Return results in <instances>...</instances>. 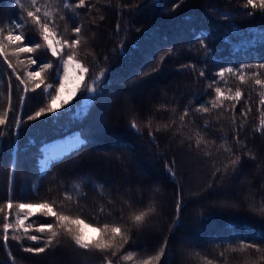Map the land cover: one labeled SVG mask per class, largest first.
<instances>
[{
	"label": "trees",
	"instance_id": "16d2710c",
	"mask_svg": "<svg viewBox=\"0 0 264 264\" xmlns=\"http://www.w3.org/2000/svg\"><path fill=\"white\" fill-rule=\"evenodd\" d=\"M45 2L40 0L41 4ZM178 2L90 0L94 5L91 11L64 9L65 19L57 20L59 36L75 39L72 29L77 24L82 26L74 59L89 72L72 102L63 108L53 107L56 113L35 121H27V115L46 106L48 98L43 89L57 72L62 74L59 60L45 49L21 54L24 64L12 57L17 73L25 78L27 72L39 67L27 64L29 56L54 64L38 78L44 84L32 91L29 82L25 94L0 56V114L9 111V129L15 128V116L21 115L24 120L18 136L0 125V132L5 133L0 137V207L9 199L14 204L56 201L61 211L79 215L85 224L94 225L97 221L127 222L129 205L143 200L144 207L154 211L141 229H132L133 239L125 246V250L136 252L137 258L154 253L167 238L170 251L166 250L160 264H264L259 253L231 251L239 242H256L264 247V133L256 131L264 89L250 79L240 84L234 77L208 87L217 64L264 63V13L245 8L246 0H184L173 11ZM248 12L253 15L244 14ZM21 15L11 0H0V28L5 32ZM19 31L32 41L40 40L31 23ZM194 37H202L207 46V63L201 40ZM121 42L128 47L127 56L121 55ZM188 64H195V70L182 67ZM204 68L206 76L199 77ZM245 71L250 77L258 70ZM259 71L264 73V69ZM97 77H101L97 94L89 96L83 85ZM216 86L225 96L229 89L233 94L237 88L243 91L244 99L235 109V123L232 112L225 111L231 108L229 101H224V109L210 114L194 111L201 104L211 107ZM185 108L190 109L189 116L181 123ZM242 110L246 116L240 114ZM53 115L59 119L53 120ZM133 121L139 132L131 128ZM74 133L87 143L57 157L47 166L50 171L42 173V146ZM197 140L202 141L199 148ZM232 153L241 157L235 170ZM17 160L18 165L13 163ZM166 165L173 166L175 179ZM216 169L220 171L214 177ZM66 192L73 201L64 200ZM101 206L104 216L99 215ZM41 211L37 209L25 223L32 224L30 234L46 237V233L34 231L42 223L52 222L51 217L40 215ZM3 223L0 214V264H103L102 254L80 249L67 237L42 253H28L23 247H42L43 242L13 240L10 229L5 247ZM221 252L225 253L223 257Z\"/></svg>",
	"mask_w": 264,
	"mask_h": 264
},
{
	"label": "snow or ice",
	"instance_id": "6c2138e0",
	"mask_svg": "<svg viewBox=\"0 0 264 264\" xmlns=\"http://www.w3.org/2000/svg\"><path fill=\"white\" fill-rule=\"evenodd\" d=\"M15 3L18 8L21 10L22 15L18 16L15 21L10 22L11 25L8 31L5 32L3 28H0V56L4 58V62L7 63L8 68L12 69V73L16 76V80L19 81L20 85H23V92L26 94L29 91L28 83L32 84V91L39 89L42 84H44L43 79H38L41 77L42 73H45L46 70L52 69L54 64L52 61L40 62L38 58L29 56L27 59V64L29 66H37L38 70H33L27 72L26 78L21 74L17 73L16 67L12 64L11 58L14 57L17 59L19 64H24L25 61L20 59L21 54L34 53L39 49H45L51 54L52 57H55L59 60V67L63 68V74L57 72L56 76L50 79V82L44 87L43 92L48 98V102L45 107L39 108L34 114L27 115V121H35L37 118H40L46 114L56 113V109L53 108L52 104L57 100L60 92L65 87V81L68 79V67L69 62L72 61L76 56V49L81 44V32L82 26L77 24L72 29L73 36L75 39H65L64 37L59 36L57 20H64L65 16L62 14L64 9L69 11L75 9H88L91 11V8L94 5H90V0H46L44 4L40 3V0H11ZM99 2V0H97ZM184 0H179L178 3L173 5V11L180 7V4ZM27 3V7H25ZM125 7H128L125 5ZM245 8H251L254 11L259 10L264 13V0H246L244 4ZM132 13L129 12V15ZM245 15L252 16L253 12L244 13ZM79 15V13H77ZM103 19V17H101ZM31 23L32 27L36 30L39 35V41H32L29 39L24 32L19 31V29L24 28L27 24ZM119 25H117V30L119 31ZM194 39L201 40V45L204 48L206 53L204 63H207L208 52L207 46L204 44L202 37H194ZM55 41V45L53 44ZM11 49V51H9ZM120 51L122 56L128 55V47L124 46L123 42L120 45ZM171 49L169 50V52ZM107 59V57H105ZM163 58L161 57V60ZM213 63L216 64V61L213 60ZM184 68H192L195 70V64L183 65ZM255 68L258 71L251 73V76H248V73L245 69ZM261 69H264V63L252 64H243L242 66H237L234 62H229L228 64H217L214 69V73L211 76L209 88H213L214 85L218 82L227 83L228 77L236 78L240 84H245L250 79L252 83L258 86L261 89H264V73ZM158 69H153L156 71ZM89 72L88 67L80 66L81 76L79 80L82 82L84 80V75ZM207 74V68L201 69L198 73L199 77H205ZM104 73H101V77ZM101 77H97L92 81L91 84H84L83 91H85L89 96L97 94V83L100 81ZM80 84H77V87L71 95L75 96L77 91H80ZM215 99L211 100V107L201 104L200 106L194 109L195 112L202 114H210L213 110L224 109V101H229L231 103L230 109H225V111H231L233 114V122L235 123V109L242 99H244V93L240 88H237L234 92L229 89V94L225 96L221 90V87L216 86L214 88ZM9 101H11V86H9ZM25 102V96H21L20 105L23 107ZM68 101H63L61 103V108L66 105ZM90 103V101H89ZM245 107L248 112L251 111V108L248 107L245 103ZM258 110L261 112L260 124L256 131L264 133V93L261 94L259 101ZM67 111V110H65ZM190 109L185 108L183 114L180 116V121L183 123L185 118L189 116ZM242 116H246L247 112L241 111ZM9 111L6 110L0 114V125L5 126V131L10 133H15L18 136V130L24 120L21 115L15 116V128L9 129L7 126ZM53 120H58L59 117L53 115L51 117ZM131 128L139 132V127L135 121L131 123ZM205 128H207V122L205 123ZM159 131V129H157ZM5 133L0 132V137H3ZM149 136H152V132H149ZM154 140V137H153ZM237 144H240L239 135L235 136ZM79 143H87V141H78ZM201 140H197L196 147L199 148ZM44 153V159L41 164V171L47 170L50 171V168L47 166L53 160H55L61 152L67 151L65 149H57L49 151L48 147L45 146L41 150ZM226 151L231 152V149H226ZM235 155V159L231 160V165L233 170L240 162V155ZM18 165V160L13 162ZM172 165H175V161L172 162ZM173 166L166 165L167 171L171 174L172 178L175 179L176 173L173 170ZM228 165H225V174H227ZM220 169H216L213 173L215 177L216 173ZM211 187V185H209ZM65 201H73V196L69 193L64 195ZM111 202V200H110ZM78 203V200H77ZM33 209H40V215L44 217H51L52 222L42 223L39 227L35 228L34 231L37 233L45 234V236H37L35 234H30L29 229L32 228V224H26L25 221L29 219L30 216L34 215ZM129 215L128 221L122 223L116 222H104L101 223L97 221L94 225L88 224L85 227H95V230L99 233V236L94 240H89L86 238L83 229L80 227L84 224V220L79 216L69 215L60 210V205L56 201H41L38 203H28V202H19L15 203L9 199L8 202L0 207V214H3L4 223H3V241L5 247L9 240V230L11 229L14 233L11 239L20 241L22 239H27L33 243L43 242L42 247L33 248L31 246L23 247L24 252L28 253H42L46 248L52 246L54 243H57L61 237H67L75 246L80 249H85L88 251H95L103 256V264H119L120 261L130 262V264H160L161 259L166 256V250H169L168 240L164 239L163 243L160 244L159 248L151 254H144L140 258H137L136 252L133 250H125L126 245H130L133 239V228L139 230L147 222L148 218L154 211L152 207H144L143 200L134 201L129 205ZM180 211V201H177V212ZM264 211V209H262ZM99 215H106L104 207L101 206L99 209ZM10 218L14 219V223ZM122 219V218H121ZM16 233H19L17 235ZM264 238V237H262ZM252 252L259 253L260 260H264V247L257 244L256 242H239L236 247L231 248L232 252ZM220 255L223 257L224 252H221ZM167 264V261H165ZM208 264H212L211 261H208ZM247 264H259V261H248Z\"/></svg>",
	"mask_w": 264,
	"mask_h": 264
},
{
	"label": "rangeland",
	"instance_id": "374dc122",
	"mask_svg": "<svg viewBox=\"0 0 264 264\" xmlns=\"http://www.w3.org/2000/svg\"><path fill=\"white\" fill-rule=\"evenodd\" d=\"M53 44L55 45V41H53ZM80 66H83V64L78 60L73 59L72 61L69 62V67L67 69L68 79L65 81V87L60 92L57 100L53 102V107L60 108L61 103L63 101L66 100V101H68V103H70V102H72V100L76 96V95L75 96L71 95V93L73 92V90L76 89L77 84H80V86H81L82 82L79 80V77L81 76ZM62 74H63V70H62ZM83 75L85 76V74H83ZM76 94H77V92H76ZM70 139H72V138H69L67 140H70ZM63 145H65V144L63 142L61 143L60 140L59 141H53V142L47 143L44 146H42L41 150L44 149L45 146H47L48 150L51 152L53 150L59 149ZM43 159H44V153L42 152L41 157L39 159V166L40 167H41V164L43 162ZM36 210L37 209H33L32 211L35 212ZM85 225H87V224L84 223L80 227L83 229L86 238L89 240L95 239L98 236V232L95 230L94 227L89 228V227H85Z\"/></svg>",
	"mask_w": 264,
	"mask_h": 264
}]
</instances>
